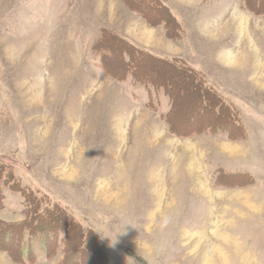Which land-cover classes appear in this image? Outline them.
I'll list each match as a JSON object with an SVG mask.
<instances>
[{
  "label": "rangeland",
  "instance_id": "rangeland-1",
  "mask_svg": "<svg viewBox=\"0 0 264 264\" xmlns=\"http://www.w3.org/2000/svg\"><path fill=\"white\" fill-rule=\"evenodd\" d=\"M123 1L0 0L3 170L36 193L35 211L57 203L98 238L109 264H264V0H161L182 28L172 42ZM102 29L195 68L244 137L195 132L209 117L192 84L152 66L182 95L169 130L161 89L121 80L113 48L114 79L102 67ZM0 189V221L19 222L22 195ZM19 228L0 225V264H22L19 250L23 264H103L81 247L82 260L72 233L74 247Z\"/></svg>",
  "mask_w": 264,
  "mask_h": 264
},
{
  "label": "trees",
  "instance_id": "trees-1",
  "mask_svg": "<svg viewBox=\"0 0 264 264\" xmlns=\"http://www.w3.org/2000/svg\"><path fill=\"white\" fill-rule=\"evenodd\" d=\"M120 2L123 3L124 1L120 0ZM129 4L132 5V8ZM128 9L138 15L149 27H162L164 36L168 40L177 41L180 39L182 31L181 25L170 12L167 5L161 2V0H128ZM143 9L145 10L143 11ZM258 12L260 14V11ZM109 32L110 31L107 29H102L100 31L99 38L93 45V49L100 53L102 67L107 74L113 78L109 67L105 65V62L103 61V58H110L112 50L114 49L120 57V60H123L122 62L125 64L123 78H121V80H123L124 77L130 73L136 82L142 83L145 86L156 90L161 89L169 98L170 102V111L166 116V124L169 127V130H171V124L168 116L171 114L175 103L173 96L175 95L177 97L182 95H180L176 90H172L168 81H164L158 76L156 77L155 73H157V70H153L152 66H162V68L166 67L167 69L170 68L173 72L181 74L183 78H186L188 83L192 84V90L196 91H194V93L196 94L197 99L201 100V106H199V108L209 117V122H203L204 127L201 130H196L195 132L199 133L203 132V130H209L210 132L224 131L229 135L231 133L236 134L240 139L244 137L241 124L238 121L232 120V118L235 117L232 106L229 103L224 102L212 88L206 85L204 78L195 68L184 62L181 58L158 56L151 50L135 44L133 41L124 36ZM111 48L113 49L111 50ZM123 58L126 59L124 60ZM148 66H150V69L153 70L152 74L146 72V68ZM185 99H189L188 96H186ZM179 110L181 111V109ZM177 133L178 132H174V134ZM8 167L9 166L0 164V188L1 186H7L12 191L22 195L24 199L23 209L21 210L23 219L19 222L0 221V225H3V228H19L20 226L19 229L27 232L31 237L34 235H43L45 244H47L46 238L49 234H51L50 237L52 238V234L62 232L64 234L63 242L65 246L66 244H69L72 247L75 246V243L74 241H70L69 235L71 237L73 235V237H76V241L78 239L81 243L78 247V251L80 252V255L82 254L84 256L82 257V260L84 258H88V254L82 249L87 248L100 255V259L98 260L99 262L102 260L103 264H109L106 257V250L102 242L90 233L86 236L76 221L67 215V213L61 209L57 203H44L45 205L41 211H35L33 209V203L37 201L36 193L23 188L18 179L14 177L12 173H5L3 169ZM3 198L4 197L0 189L1 208L3 206ZM37 206L39 207L40 205L38 204ZM49 214L53 221L49 223L44 222L43 217ZM7 238L8 237H4V239ZM66 248L68 250V246ZM19 253L21 263L23 264L24 259L23 256H21L20 250ZM88 264H90V262Z\"/></svg>",
  "mask_w": 264,
  "mask_h": 264
},
{
  "label": "crops",
  "instance_id": "crops-1",
  "mask_svg": "<svg viewBox=\"0 0 264 264\" xmlns=\"http://www.w3.org/2000/svg\"><path fill=\"white\" fill-rule=\"evenodd\" d=\"M158 28H160V29H158V30L161 31L162 34H164L163 31H162L163 29L161 30L162 27H158ZM154 29H157V28H154ZM130 40H131V39H130ZM131 41H133V40H131ZM133 42H134V41H133ZM171 42H172V41H171ZM134 43L137 44L136 42H134ZM137 45H139V44H137ZM139 46H140V45H139ZM149 50H150V49H149ZM152 52L155 53L156 55H161V54H159V53H157V52H154V51H152Z\"/></svg>",
  "mask_w": 264,
  "mask_h": 264
}]
</instances>
